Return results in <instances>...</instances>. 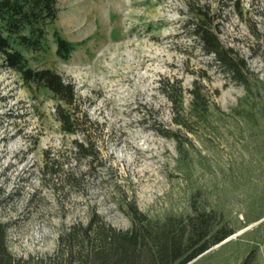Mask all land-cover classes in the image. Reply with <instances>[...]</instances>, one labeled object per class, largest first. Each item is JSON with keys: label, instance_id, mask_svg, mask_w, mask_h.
<instances>
[{"label": "rangeland", "instance_id": "obj_1", "mask_svg": "<svg viewBox=\"0 0 264 264\" xmlns=\"http://www.w3.org/2000/svg\"><path fill=\"white\" fill-rule=\"evenodd\" d=\"M57 8L48 49L26 57L72 82L83 132L64 133L53 93L0 58V220L10 253L62 264L59 235L70 225L96 212L127 230L135 205L151 222L206 211L234 231L188 264H264V0H57ZM195 11L245 61L246 86L191 36ZM54 30L81 43L66 61ZM85 136L93 161L73 148Z\"/></svg>", "mask_w": 264, "mask_h": 264}, {"label": "trees", "instance_id": "obj_2", "mask_svg": "<svg viewBox=\"0 0 264 264\" xmlns=\"http://www.w3.org/2000/svg\"><path fill=\"white\" fill-rule=\"evenodd\" d=\"M195 11L187 28L203 53L213 56L214 63L231 79L247 85V64L231 48L225 47L215 31V20L208 13ZM58 15L57 0H0V58L7 69L15 71L28 84L47 88L59 101L55 112L61 129L67 134L83 132L78 116V97L75 86L59 73L31 67L27 53L48 49V29ZM57 56L66 61L80 42L64 38L58 30L53 32ZM196 88L194 100L201 95ZM91 124L90 121H87ZM88 134V133H87ZM164 136H174L166 131ZM73 148L81 157L96 156L95 144L88 136L74 140ZM0 186V209L5 200ZM134 224L130 229L114 227L98 213L89 221L70 225L59 235L57 257L62 264H188L234 231L226 229L212 219L206 211L195 212L187 218L171 216L163 222H151L130 205ZM7 225L0 220V264H54L34 257H15L6 244ZM242 264H248L245 260Z\"/></svg>", "mask_w": 264, "mask_h": 264}]
</instances>
